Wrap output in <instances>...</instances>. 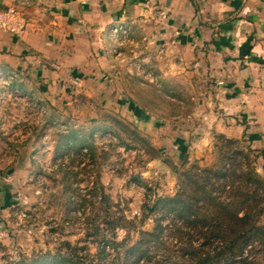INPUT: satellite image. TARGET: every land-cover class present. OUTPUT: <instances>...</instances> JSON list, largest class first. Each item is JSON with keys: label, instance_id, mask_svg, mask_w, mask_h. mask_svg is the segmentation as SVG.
Returning <instances> with one entry per match:
<instances>
[{"label": "rangeland", "instance_id": "obj_1", "mask_svg": "<svg viewBox=\"0 0 264 264\" xmlns=\"http://www.w3.org/2000/svg\"><path fill=\"white\" fill-rule=\"evenodd\" d=\"M123 40L116 83L98 101L76 85L54 103L46 85L0 71V264H121L137 243L145 256L133 264H185L188 228L157 200L232 152L242 153L233 164L250 161L264 177V150L197 124L193 77L164 79L162 62ZM249 250L264 264L263 250Z\"/></svg>", "mask_w": 264, "mask_h": 264}, {"label": "crops", "instance_id": "obj_2", "mask_svg": "<svg viewBox=\"0 0 264 264\" xmlns=\"http://www.w3.org/2000/svg\"><path fill=\"white\" fill-rule=\"evenodd\" d=\"M10 8L26 26L0 28V71L46 85L54 103L76 85L98 101L127 36L131 53L162 62L164 79L194 78L204 131L264 150V0H0Z\"/></svg>", "mask_w": 264, "mask_h": 264}, {"label": "trees", "instance_id": "obj_3", "mask_svg": "<svg viewBox=\"0 0 264 264\" xmlns=\"http://www.w3.org/2000/svg\"><path fill=\"white\" fill-rule=\"evenodd\" d=\"M237 155L242 153L232 152L214 169L195 168L185 175L178 194L157 200L188 228L189 242L185 250L181 248L182 255H187L185 264H252L249 249L264 251V177L252 171L250 161L244 168L233 164ZM142 246L137 243L125 250L121 264L141 261L145 256ZM173 264L182 263L179 259Z\"/></svg>", "mask_w": 264, "mask_h": 264}, {"label": "built area", "instance_id": "obj_4", "mask_svg": "<svg viewBox=\"0 0 264 264\" xmlns=\"http://www.w3.org/2000/svg\"><path fill=\"white\" fill-rule=\"evenodd\" d=\"M26 23L20 14L10 8L0 11V28L14 36H19L24 30Z\"/></svg>", "mask_w": 264, "mask_h": 264}]
</instances>
